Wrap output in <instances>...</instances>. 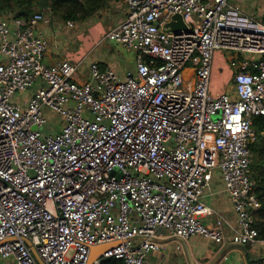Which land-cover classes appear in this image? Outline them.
Listing matches in <instances>:
<instances>
[{"label": "built area", "instance_id": "1", "mask_svg": "<svg viewBox=\"0 0 264 264\" xmlns=\"http://www.w3.org/2000/svg\"><path fill=\"white\" fill-rule=\"evenodd\" d=\"M122 2L125 18L96 45L134 56L123 79L94 62L77 81L82 58L44 64L39 28L51 17L0 14V264H85L91 246L113 242L95 264H148L168 245L160 231L264 244L250 169L253 120L264 117V23L233 0ZM176 15L182 27L171 26ZM217 52L240 56L228 62L231 91L213 83ZM214 170L237 230L204 222L215 214L203 201Z\"/></svg>", "mask_w": 264, "mask_h": 264}, {"label": "crops", "instance_id": "2", "mask_svg": "<svg viewBox=\"0 0 264 264\" xmlns=\"http://www.w3.org/2000/svg\"><path fill=\"white\" fill-rule=\"evenodd\" d=\"M233 3L245 14L264 23V0H233ZM126 13V6L122 0H106L104 6L91 18L75 22L73 28L66 27L65 22L58 23L55 20L47 26L40 25L39 29L42 30L49 40V47L44 55L47 58L46 64H56L66 58H72L73 60L82 58L83 63L90 56H93L91 59L92 63L97 62L102 67L106 66L110 68L112 66L117 76L123 79L126 72L134 69V56L132 54L122 53L123 60L126 64L129 63L131 67L120 69V60L116 62L115 60H111L107 55H95V52L98 46L96 45L97 40L123 20ZM219 57L221 58L220 62L218 61ZM228 62L225 52H217L215 54L213 73L216 70L217 74L223 79L216 87L218 91H228L226 87L230 86L228 80L230 79L231 69ZM185 74H191V70L187 69ZM76 80L79 82L87 81L88 70L82 78L77 75ZM254 161L255 158L252 151L251 175H253L252 164ZM254 192L256 195L255 190ZM256 197L259 201V208L253 212L254 224L256 221L263 224L264 218L258 214L261 210V201L257 195ZM203 201L215 212L214 215L204 218L205 223L211 224L215 216H217L225 221L226 231H229L230 228L239 229L237 215L228 194L225 192L223 182L217 170L213 171L210 184L204 192ZM257 229L260 231L261 228ZM156 241L168 245L164 250L152 252V264H168L166 260L168 258L167 251L171 249L169 246L171 242H177L181 245L178 250L173 247L174 254H176L173 257L174 264H264V244L261 242L253 246L218 245L201 236H192L187 240L181 241L168 238L163 231L159 232V237L156 238Z\"/></svg>", "mask_w": 264, "mask_h": 264}, {"label": "trees", "instance_id": "3", "mask_svg": "<svg viewBox=\"0 0 264 264\" xmlns=\"http://www.w3.org/2000/svg\"><path fill=\"white\" fill-rule=\"evenodd\" d=\"M106 0H0V14H10L12 17L27 18L35 11H41L48 16H55L65 22L71 20L80 22L91 18L105 4ZM256 141L251 145L255 161L252 164V178L256 181V195L261 201L259 216L264 218V117L257 116L253 120ZM259 231V239L264 240V223L255 222ZM254 263V262H253ZM100 264H124L120 259H105Z\"/></svg>", "mask_w": 264, "mask_h": 264}, {"label": "rangeland", "instance_id": "4", "mask_svg": "<svg viewBox=\"0 0 264 264\" xmlns=\"http://www.w3.org/2000/svg\"><path fill=\"white\" fill-rule=\"evenodd\" d=\"M52 21L55 20V22H58V23H63V21L59 20L57 17L55 16H50ZM174 19L176 21H173L171 22V26L173 28H176L178 25L181 24V21H180V16L179 15H176L174 16ZM118 49V51H117ZM122 53L125 54V52H123L122 50H120L119 48H116L113 44L111 43H108V42H103L100 44H98V46L96 47V52H95V55H107L108 57L111 58V60H115L116 62L118 60H120L119 62V68L122 69L123 67H131V65L129 63H125V61L123 60V56H122ZM226 53V57H227V60L228 61H231L232 58H240V56L236 53H233V52H225ZM93 58V56H90L89 59L85 60L81 66L79 67L78 69V72H77V75L80 76V78L83 77L84 73H86V71L88 70L89 68V65L92 63L91 59ZM218 61L220 62L221 61V58L219 57L218 58ZM43 63L46 64L47 63V58L44 57L43 59ZM47 65V64H46ZM111 69H113V67L111 66L110 67ZM114 70V69H113ZM224 76V75H223ZM213 83L215 84V86L217 87L220 82L223 80L222 77L217 74L216 70H214V73H213ZM228 91H231L232 88H231V85L230 86H227L226 87ZM31 90H28L26 92H22V93H17V98L21 95V96H27L29 93H30ZM19 95V96H18ZM45 112H48V110H45ZM47 119L49 120V122H52L53 121V117L51 115H46ZM171 247V249H169V251H167L168 253V258L166 259L168 264H174L173 262V257H175L176 254L175 251H173V243L171 242V244L169 245ZM152 255L153 253H149L146 255V260L148 262V264H152ZM155 258V257H154ZM165 260V259H164Z\"/></svg>", "mask_w": 264, "mask_h": 264}, {"label": "water", "instance_id": "5", "mask_svg": "<svg viewBox=\"0 0 264 264\" xmlns=\"http://www.w3.org/2000/svg\"><path fill=\"white\" fill-rule=\"evenodd\" d=\"M181 24L178 25L176 28L182 27V20L180 18ZM181 240V239H179ZM184 241V240H181ZM25 243L30 247L31 252L34 256V258L36 259V261L38 263H41L38 255L36 254L34 248L31 246L29 240H25ZM115 244H117V242H113V243H106V244H101V245H96V246H91L90 247V252H89V256L88 259L86 261L85 264H95V261L103 254L105 253L107 250H109L110 248H112Z\"/></svg>", "mask_w": 264, "mask_h": 264}]
</instances>
